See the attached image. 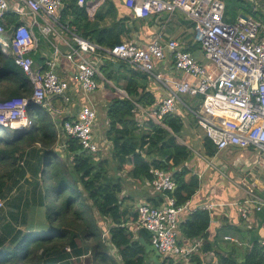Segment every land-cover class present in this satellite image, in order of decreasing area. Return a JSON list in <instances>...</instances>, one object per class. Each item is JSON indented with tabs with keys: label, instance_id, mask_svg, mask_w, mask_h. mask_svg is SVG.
Segmentation results:
<instances>
[{
	"label": "built area",
	"instance_id": "built-area-1",
	"mask_svg": "<svg viewBox=\"0 0 264 264\" xmlns=\"http://www.w3.org/2000/svg\"><path fill=\"white\" fill-rule=\"evenodd\" d=\"M84 2L78 0L79 5ZM123 4L130 13L129 17L126 16L128 21L153 13L169 16L181 11L191 21L193 41L200 45L206 62H199L185 49L183 41L174 37L163 39L161 32L153 35L145 45L121 40L108 47L83 38L69 29L68 20L61 18L65 0H0V33L9 27L5 19L9 12H14L19 19H29L14 24L11 38L6 42L14 62L32 85L29 96L0 99V127L13 130L30 127L33 122L26 112L30 102L49 108L58 117L71 100L69 82H74L85 93L94 92L99 87L96 78L101 76L100 66L107 60H114L127 63L133 70L146 73L166 87L158 104L145 111L148 118L158 121L171 114L183 93L200 94L196 122L216 151L229 147H253L264 154L263 24L250 16L245 22L238 19L232 23L224 21L223 0H123ZM58 27L68 33L67 38H62L67 50L54 46L45 64H37L31 52L38 47L39 36L47 38L52 32L58 33ZM2 50L7 53L6 47ZM167 51L172 55L174 68L194 76L195 83L187 79H167L156 71L155 62L165 59ZM59 57L72 62L70 80L61 77L54 69ZM56 97L60 99L59 106L51 102ZM95 119V108L83 105L73 117L59 122L58 128L64 140L76 139L83 150L97 152L99 145L93 137ZM149 173L151 178H144L145 182L154 192L161 193L163 200L158 205L138 204L136 222L149 232L150 244L161 253L162 264H175L199 251L203 238L201 235L183 237L179 242V214L187 208L188 200L178 203L172 194L176 188L172 173L155 166L149 168ZM251 201L248 197L238 206L241 216H247ZM3 203L0 199V206ZM214 205L203 207L211 210ZM254 206L256 209L263 207L264 198H258ZM187 239L192 240L187 243ZM183 240L186 242L182 243Z\"/></svg>",
	"mask_w": 264,
	"mask_h": 264
},
{
	"label": "trees",
	"instance_id": "trees-1",
	"mask_svg": "<svg viewBox=\"0 0 264 264\" xmlns=\"http://www.w3.org/2000/svg\"><path fill=\"white\" fill-rule=\"evenodd\" d=\"M65 1L61 18L68 20L69 29L83 38L110 47L130 31L128 18L118 16L117 0H85L82 5L78 0ZM103 5L106 8L101 11ZM256 11L251 12L252 16L260 19ZM106 17L112 22L101 24ZM7 19L8 26L15 22L11 15ZM260 21L263 32L264 15ZM195 46L197 43L185 49L192 52ZM119 65L120 68L115 69L107 60L100 66L105 77L117 84L120 76L125 77L123 88L128 95L114 97L107 109L106 134L113 145L111 158L102 156L99 151L83 150L72 138L67 140L64 154L58 152L55 118L46 108L33 102L26 108L33 122L30 128L19 130L13 138L0 136V199L3 201L11 187L9 180L14 179L19 170L18 162L26 149L39 143L43 158L41 169H33L36 175L40 173L43 177L40 181L30 180L29 194L35 192L36 196L29 197L30 210L23 215L21 223L15 225L6 219V212L0 206V264H153L138 239L142 236L150 243V234L138 225L134 227L136 216L131 218L130 208L123 205L120 197L123 186L118 171L126 169L131 179L142 181V178H151V166L165 169L172 173L176 183L172 194L178 203L189 200L198 180L194 176L189 180L185 178L189 170L182 163L190 151L172 134L155 126L156 134L148 137V131L154 126L152 121L144 124L147 130L136 132L139 125L135 121L134 102L151 105L154 97L146 90V73L133 70L121 61ZM124 69L126 72L122 73ZM0 81H5L7 87L6 94L0 92V99L29 96L32 92L29 78L14 62L13 55H5L1 49ZM166 117L164 121L177 132L180 121L175 118V124L174 119L170 121ZM204 145L207 154L215 153L216 148L207 137ZM53 160L61 166L51 173ZM112 161L116 173L109 171ZM21 174L23 176L24 172ZM162 197L158 195L155 204H159ZM3 219L6 221L2 222ZM209 219L207 210L196 209L181 222L180 234L187 238L200 236L208 227ZM227 264H264V247L254 245L242 262Z\"/></svg>",
	"mask_w": 264,
	"mask_h": 264
},
{
	"label": "crops",
	"instance_id": "crops-1",
	"mask_svg": "<svg viewBox=\"0 0 264 264\" xmlns=\"http://www.w3.org/2000/svg\"><path fill=\"white\" fill-rule=\"evenodd\" d=\"M117 1L119 5L118 16L129 17V10L123 4V0ZM259 2L262 1L257 0L255 6L258 7ZM9 13L5 15L6 19L11 15L15 20L11 25L17 24L21 20L25 22L29 21L27 17L19 19L14 12ZM132 20L128 21V29L130 31L127 35L120 36L121 40H131L145 45L153 35L161 32L163 39L174 37L183 41L185 47L193 46L196 43L192 38L191 21L181 11H175L169 16L153 13L142 19L137 18ZM57 32H52L47 38L42 35L39 36L38 47L31 52L37 64H45V60L50 57L54 46L60 48L62 51L67 50V46L63 44L62 38H67L68 33L64 32L61 27H58ZM6 41L0 37V49L3 52L2 47H6L7 53H3L5 55L12 54L9 51V45ZM197 45L192 49L191 54L199 62L205 63L206 60L202 55V49L199 44ZM166 55L167 57L165 59L155 62L156 71L160 72L164 78H173L175 80L187 79L192 83L197 81L194 76L177 71L173 66L171 53L167 51ZM119 68L120 65L117 69ZM54 69L61 77L70 80V72L73 67L72 62L68 59L59 57ZM121 72L125 73L126 70L124 69ZM100 73L101 76H97L96 79L99 86L103 85L101 91L97 88L94 92L87 94L75 86L74 82H69L68 94L71 96V100L65 108L62 107L64 112L58 115V117H55L52 110L44 107L55 118V128L57 131L55 149L58 152H63L64 154V148L67 146V140L63 139L64 136L58 128V123L65 118L73 117L75 111L81 106L89 105L93 106L96 110L93 137L99 145L98 151L101 152L102 156L111 158L113 145L106 134L108 130L107 109L114 97L122 98L128 95L123 88V83L125 82L124 76L119 77V83L117 84L114 80L107 79L101 71ZM102 81H105V83L103 84ZM3 82L5 83V81ZM6 88L0 82V92L6 94ZM165 88L162 82L148 77L146 90L154 97V102L151 105L134 102L136 107L135 121L139 125L136 132L138 133L143 129L147 130L144 124L152 121L154 126L148 131V137L156 134L155 126H158L172 134L179 144L185 145L189 149V157L182 163L189 170L185 178L189 180L191 176H194L198 180V186L189 198L187 208L179 214L181 222L196 209H205L203 207L204 205L215 204L211 210H207L210 219L208 227L201 234L203 238L202 247L199 251L191 254L186 260H179L178 262L183 263L185 261L183 264H227L232 261L240 263L254 245L264 247V206L260 209H256L254 206L258 198H264V154L253 147H229L222 151H215L212 155L207 154L204 145L205 134L203 129L197 124L195 117V112L201 102L200 94H181L179 101L176 103L175 110L171 114H168L169 116L166 115L168 117L165 116L166 120L170 119L172 121L171 119H174L175 124V118L180 121V127L177 132L171 130L169 125L164 121L165 117L158 121L148 118L145 111H148L158 104L166 93ZM56 99L59 98H52L51 102ZM101 122L103 123L105 131L98 133L97 129H99ZM30 157L35 161V152L30 151ZM209 157L215 159L219 164L223 160V164H221L223 167L218 168L211 160L207 161ZM20 160L24 162V158ZM31 165V163L27 164L28 169L37 170L38 165H33L32 167ZM114 165L115 162L112 161L111 167L113 169ZM113 173H116L115 169ZM24 174L26 173L24 172ZM118 174L121 176L123 186L120 197L123 199V205L130 208L129 215L131 218L136 216L138 204L142 202L155 204L159 199L158 195L163 196L161 193L154 192L150 185L145 182L144 178H142V181L131 179L126 169L119 170ZM28 175L31 176L30 171L27 173ZM248 197L253 202L251 201L247 216L243 217L239 213L238 206L242 203L244 204ZM134 223V227L136 228L137 222ZM128 224H132V222ZM183 237L178 229L179 242L182 241ZM191 240L187 239V243ZM184 242L186 240H183L182 243Z\"/></svg>",
	"mask_w": 264,
	"mask_h": 264
},
{
	"label": "rangeland",
	"instance_id": "rangeland-1",
	"mask_svg": "<svg viewBox=\"0 0 264 264\" xmlns=\"http://www.w3.org/2000/svg\"><path fill=\"white\" fill-rule=\"evenodd\" d=\"M260 1V0H259ZM262 1V0H261ZM264 1V0H263ZM224 5L226 7V11L224 10V21L227 22H235L236 18L238 17L239 13H243L246 14L250 17L252 16L251 12L256 11L255 15L261 19L262 15H264V2H259L258 3V7L255 6L257 4L256 2H253L251 0H223ZM106 5H103L100 10L103 11L105 10ZM236 14V16H235ZM262 14V15H261ZM255 18V17H254ZM260 19H258L260 21ZM132 20V19H129ZM133 21V20H132ZM112 19L110 17H106V19L104 21H101V24H106V23H111ZM262 24L263 22L260 21ZM264 33V31H263ZM4 86L5 83L3 81H0ZM102 83L104 84L105 81H102ZM103 88V85H100L98 87V89L101 91ZM88 94V93H87ZM90 94V93H89ZM52 104L54 106H57L60 104V99H56L52 101ZM103 123H100V127L99 129H97L98 133H102L105 131V128H103ZM30 127L26 128V130H28ZM19 130H13L10 128H5V127H0V136H7L10 138H13L16 133ZM40 144L39 143H34L32 144L30 147H28V149H26V153L22 154L21 158H24V162L21 164L20 163V159L18 162V171L15 172V176L13 177L14 179H10V190L7 193V199L5 200V202L3 203V209L6 212V219H10L15 225L21 223V219L23 218V215L25 213H28V210H30V201H29V197L31 196H36V193L33 192L31 194H29L30 190H31V183L30 180H35L37 179L38 181L41 180V174L39 173L38 175H36V172L33 169H28L27 164L31 163V167L33 165H38L37 169H41L43 163H42V155L40 154ZM30 151L31 152H35L36 155V160L33 161V159L30 157ZM24 156V157H23ZM212 161L213 164H215V166L217 165L218 168H222L223 166H221V164H223V160L222 162L219 164L218 162L215 161V159L212 158H208L207 161ZM27 161V162H26ZM61 166V163L53 160L50 164V172L53 173V171L57 168H59ZM224 169V168H223ZM29 171L31 172V176L28 175L27 173H29ZM111 173L114 172V169L112 167H110L109 170ZM21 172H25L26 174H21ZM15 181V182H14ZM32 192V191H31ZM137 215V212H136ZM43 218V217H42ZM6 219H3L2 222H5ZM106 225V223H104ZM116 252V251H114ZM183 263H185V261H183Z\"/></svg>",
	"mask_w": 264,
	"mask_h": 264
},
{
	"label": "water",
	"instance_id": "water-1",
	"mask_svg": "<svg viewBox=\"0 0 264 264\" xmlns=\"http://www.w3.org/2000/svg\"><path fill=\"white\" fill-rule=\"evenodd\" d=\"M257 1V0H253ZM248 18V15L246 14H239L237 19L240 20L241 22H245L246 19ZM14 29V25H10L7 29L2 31L0 33V37L2 40H9L11 38V33ZM110 64L117 69L119 67V62L117 61H110ZM140 243L144 246V251L146 254H150L149 260L153 262V264H162V261L160 260L161 253L158 251L155 245L150 244L147 242L142 236L138 237Z\"/></svg>",
	"mask_w": 264,
	"mask_h": 264
}]
</instances>
